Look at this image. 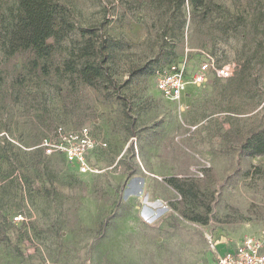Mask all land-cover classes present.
Wrapping results in <instances>:
<instances>
[{"label": "rangeland", "instance_id": "obj_1", "mask_svg": "<svg viewBox=\"0 0 264 264\" xmlns=\"http://www.w3.org/2000/svg\"><path fill=\"white\" fill-rule=\"evenodd\" d=\"M52 1L63 37L39 56L11 50L18 2L0 0V264H194L260 233L264 154L244 144L264 130V0ZM100 41L114 85L76 70ZM197 49L234 74L187 85L181 111L153 71L186 57L189 76ZM57 125L106 143L100 172L36 148Z\"/></svg>", "mask_w": 264, "mask_h": 264}, {"label": "built area", "instance_id": "obj_2", "mask_svg": "<svg viewBox=\"0 0 264 264\" xmlns=\"http://www.w3.org/2000/svg\"><path fill=\"white\" fill-rule=\"evenodd\" d=\"M199 63L188 76L186 57L157 67L153 71L155 88L166 99L176 103L185 111L187 85L200 86L211 78L229 79L234 74L231 64H219L217 59L205 49H197ZM106 143L96 138L87 126L76 129L57 125L40 138L36 148L45 156L62 157L78 173L100 172L91 162L90 155L97 147ZM22 220L21 214L15 215L13 221ZM264 229L258 236H246L232 250L216 257L217 264H264ZM214 250V245L211 243Z\"/></svg>", "mask_w": 264, "mask_h": 264}, {"label": "trees", "instance_id": "obj_3", "mask_svg": "<svg viewBox=\"0 0 264 264\" xmlns=\"http://www.w3.org/2000/svg\"><path fill=\"white\" fill-rule=\"evenodd\" d=\"M189 1L194 8L203 4V0ZM17 2L19 13L12 19L9 34L11 50L20 45L33 47L39 56L48 55L52 49V44L48 43L47 40L51 37L55 40L63 37L61 29L63 20L60 7L52 0H17ZM104 42L100 41L96 45L95 52L91 53L95 57L97 56L96 60L85 59L76 69L82 80L88 84H92L97 79L105 80L112 85L115 84L106 63L109 54L106 51ZM90 47L94 48L93 46L84 45L80 49L82 56L90 54L88 53ZM244 148L251 154H264V130L252 132L246 138ZM39 150L42 152L41 149ZM171 184L174 188L180 189L178 184L173 182Z\"/></svg>", "mask_w": 264, "mask_h": 264}, {"label": "crops", "instance_id": "obj_4", "mask_svg": "<svg viewBox=\"0 0 264 264\" xmlns=\"http://www.w3.org/2000/svg\"><path fill=\"white\" fill-rule=\"evenodd\" d=\"M194 86V85H193ZM159 92V91H158ZM187 98V97H186ZM260 233L256 234V235H252V236H258ZM246 237V236H244ZM243 237V238H244ZM242 238V239H243ZM240 240H236V241H231L229 239H225V238H221L220 240H218V242L214 245V250L213 252H208V254L201 259L200 261H197L194 264H217L216 261V257L218 255H221L229 250H232L234 248V246L241 241ZM263 252H264V247H263Z\"/></svg>", "mask_w": 264, "mask_h": 264}]
</instances>
